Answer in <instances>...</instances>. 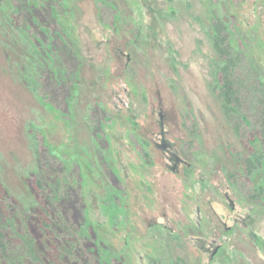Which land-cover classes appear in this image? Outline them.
I'll return each mask as SVG.
<instances>
[{"label":"rangeland","instance_id":"obj_1","mask_svg":"<svg viewBox=\"0 0 264 264\" xmlns=\"http://www.w3.org/2000/svg\"><path fill=\"white\" fill-rule=\"evenodd\" d=\"M64 1L82 61L73 100L26 88L33 48L11 53L0 29L1 226L13 217L58 254L29 212L57 194L49 209L62 220L69 206L76 232L82 216L95 225L104 263L264 264V0ZM227 65L230 108L218 90ZM162 126L186 163L176 172Z\"/></svg>","mask_w":264,"mask_h":264},{"label":"trees","instance_id":"obj_2","mask_svg":"<svg viewBox=\"0 0 264 264\" xmlns=\"http://www.w3.org/2000/svg\"><path fill=\"white\" fill-rule=\"evenodd\" d=\"M0 10L5 11L4 18L0 20V29L3 30L1 33L7 47L12 49L11 53L16 46L23 49L27 42L33 48L30 63L34 70H29L26 60L21 57L22 64L19 69L23 85L32 89L39 98L45 94L53 99L61 100L62 97H68L69 100H73L76 87L81 81L82 61L73 47L74 43L70 41V32L62 22V17L70 14L65 1L0 0ZM36 36L41 39V43L47 44V48L43 44H40V48L35 45L33 38ZM215 39L219 54L223 57L227 56L219 44V39ZM231 69L232 65H227L219 68L218 71L223 77L218 90L226 108L239 102ZM262 126L261 138L264 141V124ZM259 159L256 155L253 156V159L247 160L248 166L256 164ZM53 184L56 187L60 181L55 180ZM64 187L70 189L68 183H65ZM49 198L50 194L45 197V207H40V203L37 204L38 206L31 207L30 219L32 225H35L37 216H40L39 231L44 235L50 234L51 237L48 238L47 243L52 248L55 247L54 243L57 241L60 245L58 254L45 250L46 243L43 247L41 246L38 239L32 236L36 234L33 229L30 232L27 230L32 234L21 235L15 228L17 219L13 217L4 215L7 224L4 225L5 227L1 226L0 211V259L7 260L9 264H107L103 262L104 254L100 251L102 244L95 241V245L90 241L92 236L95 237L96 226H87L85 216H82L76 232L69 216L65 214L70 212L69 206L63 207L65 213L62 215L63 219L60 220L58 214L48 207L49 201L53 199L58 201L59 196L56 194L55 198L54 196L53 199ZM37 212L38 215L33 216ZM7 228L20 234L22 244H13L11 241L3 243L4 230Z\"/></svg>","mask_w":264,"mask_h":264},{"label":"water","instance_id":"obj_3","mask_svg":"<svg viewBox=\"0 0 264 264\" xmlns=\"http://www.w3.org/2000/svg\"><path fill=\"white\" fill-rule=\"evenodd\" d=\"M161 137H162V145H158V147L160 149H162L164 152H167L169 155H170V162L173 164L172 167H170V170L172 172H176L177 168H178V163L182 162L184 164H186L184 162V160H182L178 154L176 153H173L171 150H173L174 148V144H172L170 141H168L166 138H165V131L163 129V126H162V134H161ZM188 166H190V164H187ZM234 207V206H233Z\"/></svg>","mask_w":264,"mask_h":264},{"label":"flooded vegetation","instance_id":"obj_4","mask_svg":"<svg viewBox=\"0 0 264 264\" xmlns=\"http://www.w3.org/2000/svg\"><path fill=\"white\" fill-rule=\"evenodd\" d=\"M174 148H175V147H174ZM174 148H173V150H171V151H172L173 153H176V154H177V152L175 151ZM163 152H164V151H163ZM164 153H166V152H164ZM167 154H168V153H167ZM168 157L170 158V155H169V154H168ZM169 161H170V159H169ZM183 164H184V163H182V162L178 163V168L181 167V166H184ZM170 167H172V166H169V168H170ZM177 170H178V169H177Z\"/></svg>","mask_w":264,"mask_h":264}]
</instances>
